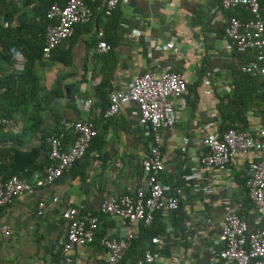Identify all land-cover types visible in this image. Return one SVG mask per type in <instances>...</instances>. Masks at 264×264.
Listing matches in <instances>:
<instances>
[{"label": "crops", "instance_id": "obj_1", "mask_svg": "<svg viewBox=\"0 0 264 264\" xmlns=\"http://www.w3.org/2000/svg\"><path fill=\"white\" fill-rule=\"evenodd\" d=\"M55 2L64 5L67 0H0V84L27 70L25 54L32 55L26 81H13L18 93L0 99V117L9 120L0 125L3 175H12L4 164L7 169L14 165L20 176L32 182L43 175L47 138L63 131L64 120L93 121L97 138L85 157L52 184L0 207V264H60L54 248L66 238L62 212L71 206L99 214L100 233L134 232L137 257L153 246L157 264H226L216 257L223 247L219 235L224 215L237 210L254 229L261 214L246 202L248 159H235L229 176L216 175L199 163L205 150L199 138L206 129L220 128L218 96L231 91L232 69L243 65L244 59L225 34L231 14L244 15L243 10L225 9L220 0H122L107 15L106 0H95L90 3L91 22L77 25L71 39L45 59V12ZM261 14L264 17V0ZM99 29L113 46L109 52L96 50ZM10 46L19 50L13 64L8 63ZM19 56L25 58L23 69L15 67ZM165 69L180 72L190 85L180 121L161 132L165 161L161 180L168 186L167 193L179 191L181 206L175 212H158L148 227L101 213L108 195L133 193L146 186L142 161L153 142L136 103L125 104L114 116L104 113L111 93L128 89L136 74ZM55 87L62 94L52 98ZM86 101L91 103L84 108L80 103ZM248 119L250 125H263L250 111ZM185 136L192 141L182 151ZM72 139L66 135L67 143ZM207 186L212 190L205 191ZM40 200L48 205L39 215ZM3 225L10 227V234L1 231ZM150 229L159 230L163 248L151 244L155 235H149ZM72 255L74 264H104L107 250L95 242L74 249Z\"/></svg>", "mask_w": 264, "mask_h": 264}, {"label": "built area", "instance_id": "obj_2", "mask_svg": "<svg viewBox=\"0 0 264 264\" xmlns=\"http://www.w3.org/2000/svg\"><path fill=\"white\" fill-rule=\"evenodd\" d=\"M94 1L67 0L64 5L55 2L47 9L43 58L50 59L56 48L68 42L77 25L91 22L94 14L90 3ZM121 2L106 0V14L111 15ZM220 3L225 9L243 7L247 10V17H230L225 34L238 53L250 54L248 62L241 66L242 71L255 77H264V17L261 14V0H220ZM104 35V30L99 29L96 43L99 53L113 49ZM18 61L15 67L23 69L25 58L19 56ZM220 83L218 81L217 84ZM188 84V79L178 71L165 69L157 73L146 70L133 77L128 89L111 93L104 116L117 115L125 104L136 103L153 142L149 154L142 161L146 186L139 187L133 193L108 195L101 203L102 214L117 216L126 222H141L149 227L154 224L158 212H175L180 209L179 191L167 193L168 186L161 180L165 169L161 132L180 121L187 107L185 98L189 93ZM6 90V87L0 86V95ZM90 103L86 101L80 105L86 108ZM8 122V118L0 117V125ZM63 128V131L55 132L47 138L48 161L43 175L36 176L33 182L19 174L4 176L0 159V207L12 203L25 192H33L35 188L52 184L85 157L97 136L94 122L67 119L63 121ZM66 135L73 138L70 144L66 142ZM191 141L190 136H185L181 150L187 151ZM199 142L205 148L199 163L216 175L229 176L235 159L240 156L248 159L244 187L250 203L261 214L256 220L258 226L254 229L249 227L245 217L237 210L228 211L224 215L219 235V244L223 247L216 253L217 259L226 264H264V125L254 124L246 129H238L236 126L206 129ZM203 189L207 192L212 190L208 186ZM56 201L57 197L54 198ZM47 205L45 200H40L37 214H43ZM62 218L67 221L66 238L54 248V253L60 256V264H74L73 250L97 240L107 250L104 264H121L136 239L132 231L124 236L106 235L99 239L100 215L77 206L63 210ZM1 231L8 235L10 227L3 225ZM151 244L161 249L164 238L157 234L151 238ZM157 261L155 249L148 246L137 264H157Z\"/></svg>", "mask_w": 264, "mask_h": 264}, {"label": "trees", "instance_id": "obj_3", "mask_svg": "<svg viewBox=\"0 0 264 264\" xmlns=\"http://www.w3.org/2000/svg\"><path fill=\"white\" fill-rule=\"evenodd\" d=\"M243 10L244 15H238L239 17H247L248 12L243 7H237ZM236 9V8H235ZM233 10V9H230ZM47 12V10H46ZM45 12V18L46 17ZM236 13H232L231 16H234ZM9 55H8V63L13 64L15 62V58L19 52V50H16L13 47H9ZM241 54V53H239ZM27 58V70L24 72L18 74V75H12L8 78L6 81H2L0 85L7 87L6 92L0 96L1 100H8L12 98L16 90V83L14 84L13 81L18 79V81L21 83L22 80H25V78L31 74V71L29 70V67H31L32 63V55L31 54H25ZM244 54L240 55L241 59L243 60V64L247 63L249 58H245ZM29 70V71H28ZM28 80V79H27ZM26 81V80H25ZM230 85L231 91L225 92L224 94H219V102L217 104V109L219 111V115L221 116V129H225L227 127L236 126L238 129H246L249 128L251 125L249 124L248 114L250 111V114H253L257 117H259L264 125V77H255L252 76L249 73L243 72L240 66L234 67L232 69L231 73V79H230ZM72 87V86H70ZM188 87L190 88V85L188 84ZM18 89V88H17ZM53 92V93H52ZM51 92L50 97L54 98L60 94H62L61 89H57L56 87L53 88ZM18 93V92H17ZM51 100V99H50ZM38 103H40V99L36 100ZM23 102V101H21ZM21 102H18L21 103ZM5 116H8L5 114ZM97 136L94 137L92 143H94ZM92 145V144H91ZM16 167H11L10 169H7L6 165H3V169L7 170V174H18V170L15 169ZM12 169V170H11ZM245 183V180H244ZM248 198V197H247ZM246 202H250L249 198L246 199ZM240 213V212H239ZM158 216V213L156 214V218ZM144 225V224H143ZM145 228V227H144ZM148 233L150 236L159 234V230L157 229H150L148 230ZM107 234L104 233H98V238L101 239L102 237L106 236ZM149 236V237H150ZM151 240V238H150ZM96 243L100 242L97 240ZM134 243V242H133ZM136 245L132 244L129 250L125 253L121 264H137L138 259L143 255L140 254L138 257L134 255ZM144 253V252H143ZM134 259V260H133Z\"/></svg>", "mask_w": 264, "mask_h": 264}]
</instances>
